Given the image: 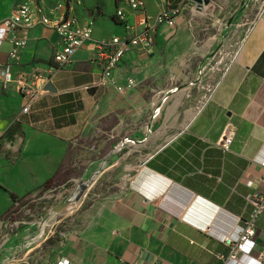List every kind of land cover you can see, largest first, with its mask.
Instances as JSON below:
<instances>
[{"label": "crops", "instance_id": "obj_1", "mask_svg": "<svg viewBox=\"0 0 264 264\" xmlns=\"http://www.w3.org/2000/svg\"><path fill=\"white\" fill-rule=\"evenodd\" d=\"M26 1L0 0V21ZM42 1L46 7L61 2ZM143 1L150 14L161 8L160 0ZM205 1L198 6L191 0H170L167 8L179 13L173 24L155 32L149 51L126 53L113 74L120 85L128 79L136 82L124 93L92 88L100 69L87 48L77 51L66 67L55 69L53 55L61 49L58 36L41 27L27 33L13 74L49 73L50 80L29 112L22 114L25 101L16 86L3 88L0 79V141L11 126L18 128L14 141L0 146V264H11L19 256L22 261L41 259L42 264H223L218 257L229 250L222 239L236 236L251 212L247 198L263 189V5L240 0L232 12L220 8L217 36L230 35L227 46L233 56L186 124L173 130L175 124L162 121L156 127L151 117L143 127H127L147 105L155 107L154 114L191 85L179 86L181 68L189 63L181 56L194 47L193 17L204 32L200 22L215 12L217 3ZM115 9L116 0H83L76 13L93 20L94 39L105 40L124 35L113 18ZM137 16L128 15L130 20ZM24 35L17 32V37ZM215 40L207 44L208 50ZM10 47L9 41L0 46V69L9 63ZM229 124L233 141L224 152L218 144ZM89 138L93 146L81 151L89 158L68 181L76 185L122 169L118 191L97 198L89 189L67 214L47 213L10 234L2 219L13 197H26L46 185L58 187L69 151ZM123 147L128 148L126 158L119 157ZM129 156L137 163L127 165ZM255 242L254 251L240 264H255L264 251V214L256 224Z\"/></svg>", "mask_w": 264, "mask_h": 264}, {"label": "built area", "instance_id": "obj_2", "mask_svg": "<svg viewBox=\"0 0 264 264\" xmlns=\"http://www.w3.org/2000/svg\"><path fill=\"white\" fill-rule=\"evenodd\" d=\"M169 3L170 0H160L159 11L150 14L146 11L143 0H116L113 18L122 26L124 35L97 40L93 38V20L80 19L76 13V8L83 4V0H61L51 7H46L42 0H27L0 21V46L4 41H9L11 45L9 63L0 69L2 87L16 86L25 101L22 114H27L31 105L44 93L45 85L50 80L49 73L14 75L12 70L19 63L27 45V33L41 27L54 32L60 39L61 49L55 52L52 59L55 69L66 67L77 51L87 48L91 62L100 69V78L92 88L114 89L118 93L135 88L137 85L133 79H128L125 85H120L113 74L126 53L131 50L149 51L153 46L155 32L163 25L173 24L179 13L169 10ZM262 5L264 12V2ZM129 13H139V16L136 20H130ZM19 31L25 32V35L17 37ZM233 135L234 129L229 124L218 144L224 152L229 150ZM261 184L262 192L247 198L251 212L248 218L241 221L236 236L222 239V243L229 250L227 255L218 257L223 264H240L243 257L249 256L256 248V224L264 214V176L261 178ZM255 264H264V251L258 254Z\"/></svg>", "mask_w": 264, "mask_h": 264}, {"label": "rangeland", "instance_id": "obj_3", "mask_svg": "<svg viewBox=\"0 0 264 264\" xmlns=\"http://www.w3.org/2000/svg\"><path fill=\"white\" fill-rule=\"evenodd\" d=\"M212 1L217 3V6L213 5L212 7L215 12L203 18L200 22L206 30L204 32L199 31L197 28L198 26L195 24L199 20L193 17L191 32L193 34L192 39L194 41V47L187 55L181 56V58L189 63L187 67L181 68L182 75L178 80L179 86L183 85L185 82L191 83V85L175 94L177 98L166 100L160 109H155L154 114V106L147 105L144 109H141L137 115L130 118L131 123L127 125L128 129L133 130L145 126L151 117L153 121H155L156 127L160 126L162 121H164L163 125L171 122L175 124L173 130L181 128L193 115L203 95L210 92L222 77L227 64L233 56V49L227 46L229 38H231L230 35L223 37L217 36V24H215V21L218 19L217 13L220 11V8L222 12H232V10L238 8V2L240 0ZM257 1L259 4H263L264 2V0ZM247 8L249 10L250 7L248 6ZM220 23L221 25L224 24V22L221 21ZM214 38L216 39L215 42H213L215 45L213 49L210 48L208 50L207 44L212 43V39ZM175 101H177L178 106L175 110H172ZM93 144L94 140L90 138L88 140H80L69 151L67 159L63 164L65 174L60 177L61 184L68 182L64 186L60 187L61 184L58 185V187L54 186V184L43 186L34 193L14 201L11 210L2 219L3 223L6 225V230L10 234H14L24 223L40 220L42 215L48 213L51 217L55 213L56 217H58L59 214H67L72 207H77L78 204L67 205L64 208L62 207L59 213L55 212L57 207L63 205L64 200L75 187L73 181H68L69 178H76L79 175V169L83 167L82 165L85 160L89 158V156H82L83 154L81 151L86 146H93ZM128 144L131 143L128 142ZM132 144V146L136 147L134 143ZM124 147L119 150V157L124 156L126 158L128 156V148L125 149ZM146 154V151H142L143 156ZM125 163L130 165L136 164L137 162L132 160L131 156H129ZM121 171L122 169L119 170V174L117 171L109 172L102 176L97 174L95 176V182L90 188L91 193L97 198H103L117 192L121 183ZM47 250L49 249H45V251ZM12 261L11 264H42L41 259L22 261L20 256L13 258ZM7 262L10 261H6L5 264H7Z\"/></svg>", "mask_w": 264, "mask_h": 264}, {"label": "water", "instance_id": "obj_4", "mask_svg": "<svg viewBox=\"0 0 264 264\" xmlns=\"http://www.w3.org/2000/svg\"><path fill=\"white\" fill-rule=\"evenodd\" d=\"M191 1L197 4L198 6H201L203 3L204 4L206 3L205 0H191ZM94 182H95L94 178H89L88 180L82 179L78 181L74 189L69 194V196L64 200L63 205L61 207H57L55 209V212L59 213L62 207L64 208L67 205H74L81 202V200L87 194V192L89 191L90 187L93 185Z\"/></svg>", "mask_w": 264, "mask_h": 264}, {"label": "trees", "instance_id": "obj_5", "mask_svg": "<svg viewBox=\"0 0 264 264\" xmlns=\"http://www.w3.org/2000/svg\"><path fill=\"white\" fill-rule=\"evenodd\" d=\"M18 133V128L17 126L13 125L9 128L5 136L1 139L0 141V146L6 144V143H11L14 141L16 134ZM47 186V185H46ZM17 197H13V201H15Z\"/></svg>", "mask_w": 264, "mask_h": 264}]
</instances>
